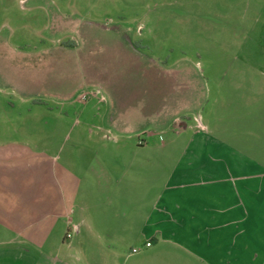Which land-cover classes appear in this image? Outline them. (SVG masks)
Instances as JSON below:
<instances>
[{
    "label": "crops",
    "instance_id": "0c3cea01",
    "mask_svg": "<svg viewBox=\"0 0 264 264\" xmlns=\"http://www.w3.org/2000/svg\"><path fill=\"white\" fill-rule=\"evenodd\" d=\"M47 15L51 33L39 35L38 43L20 45L0 36V90L16 95L18 102L36 104L38 96L58 99L97 86L107 97L115 145L129 139L128 149L142 152L129 164L139 160L142 170L152 166L168 169V174L152 199L142 198L143 210L107 215L89 209V201L79 194L85 181L76 178L63 181L64 188L53 195L32 188L22 194L18 182L0 181V264H84L78 238L76 243L71 236L65 240L72 224L76 236L96 234L112 251L128 235L145 233L144 242L151 240L148 246L142 244L145 253L155 257L149 264H264L261 146L249 135L231 136L223 130L225 122H244L240 113L228 112L240 103L221 97L218 83L209 93L200 71L188 60L168 68L129 49L127 29L87 24L60 7H52ZM66 37L70 45L63 44ZM203 109L211 114L203 115ZM252 115L246 122L258 123L259 117ZM167 128L171 133L159 138ZM114 169L116 162L104 167L109 176ZM162 181L120 182L147 191ZM6 185H11V194L3 193ZM69 186H74L70 195Z\"/></svg>",
    "mask_w": 264,
    "mask_h": 264
},
{
    "label": "rangeland",
    "instance_id": "374dc122",
    "mask_svg": "<svg viewBox=\"0 0 264 264\" xmlns=\"http://www.w3.org/2000/svg\"><path fill=\"white\" fill-rule=\"evenodd\" d=\"M34 1L0 0L1 37L20 45L38 43L39 35L51 33L47 13L52 7L65 9L70 17L87 24L127 29L129 49L159 59L168 68L188 60L200 71L209 93L218 83L221 97L228 103L239 102L240 108L230 107L228 112L240 113L244 122H225L223 130L231 136L253 137L264 153V0H37V6ZM68 41L71 39L66 37L62 42L70 45ZM8 95L0 90V181L18 182L20 193L32 188L35 193L53 195L64 188L63 181L76 178L78 183L85 181L79 194L89 201V209L107 215L117 210L140 211L142 198L152 199L166 181L168 169L157 171L151 166L145 171L139 160L129 164L142 154L128 149L129 139H119L115 145V131L106 116L107 97L97 86L58 99L38 96L36 104L18 102L16 95ZM202 114L211 113L203 109ZM249 115L259 117V122H246ZM169 133L167 128L159 138L166 139ZM262 154L258 156L264 158ZM113 162L117 169L109 176L104 167ZM165 162L163 159V167ZM122 165L129 171H120ZM129 178L138 185L145 179L164 181L150 184L144 191L145 186L125 187L120 182ZM10 187L1 189L11 194ZM72 188H66L69 195ZM104 221L112 220L105 216ZM72 225L65 231L70 232L65 240L71 236L76 243L78 238L84 264L155 261L143 248L145 233L128 235L112 251L103 247L96 234L76 236ZM132 247L139 249L133 252Z\"/></svg>",
    "mask_w": 264,
    "mask_h": 264
},
{
    "label": "built area",
    "instance_id": "2783aa9c",
    "mask_svg": "<svg viewBox=\"0 0 264 264\" xmlns=\"http://www.w3.org/2000/svg\"><path fill=\"white\" fill-rule=\"evenodd\" d=\"M139 142H140V141H139ZM72 227H73L74 230L76 229V225H75V224H73ZM65 235H66V236H69V235H70V232H66ZM144 244H145L146 246L150 245V244H151V240H146V241L144 242ZM131 251H133V252L138 251V248H137V247H132V248H131Z\"/></svg>",
    "mask_w": 264,
    "mask_h": 264
},
{
    "label": "trees",
    "instance_id": "16d2710c",
    "mask_svg": "<svg viewBox=\"0 0 264 264\" xmlns=\"http://www.w3.org/2000/svg\"><path fill=\"white\" fill-rule=\"evenodd\" d=\"M68 42H70V43H71V41H68Z\"/></svg>",
    "mask_w": 264,
    "mask_h": 264
}]
</instances>
